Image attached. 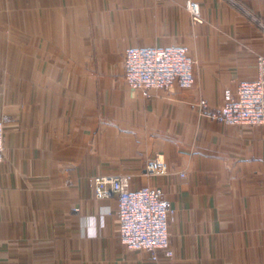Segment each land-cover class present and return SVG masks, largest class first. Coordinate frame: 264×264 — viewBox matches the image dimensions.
Listing matches in <instances>:
<instances>
[{
	"label": "crops",
	"instance_id": "obj_1",
	"mask_svg": "<svg viewBox=\"0 0 264 264\" xmlns=\"http://www.w3.org/2000/svg\"><path fill=\"white\" fill-rule=\"evenodd\" d=\"M187 1L0 0V264H264V125L199 108L257 78L264 0H190L200 22ZM169 46L196 61L192 87L130 88L126 51ZM157 155L169 173L150 178ZM103 175L172 206L171 259L122 243Z\"/></svg>",
	"mask_w": 264,
	"mask_h": 264
},
{
	"label": "built area",
	"instance_id": "obj_2",
	"mask_svg": "<svg viewBox=\"0 0 264 264\" xmlns=\"http://www.w3.org/2000/svg\"><path fill=\"white\" fill-rule=\"evenodd\" d=\"M186 7L193 21L200 22V6L189 0ZM195 66L196 61L184 47H137L126 51L124 76L134 90H169L176 86L187 89L194 84ZM256 67L257 78L241 82L235 93L227 95L221 111L208 113L206 101H201V112L229 126L264 125L263 56L257 58ZM4 138L5 125L0 122V162L4 156ZM168 173L169 167L162 155L146 164L145 174L150 178ZM94 192L98 199L117 201L120 237L127 248L148 251L155 261L173 257L169 224L175 210L159 191L149 186L132 189L130 175H103L94 178Z\"/></svg>",
	"mask_w": 264,
	"mask_h": 264
}]
</instances>
